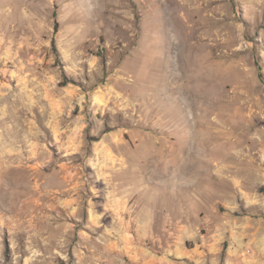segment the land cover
<instances>
[{
  "label": "rangeland",
  "instance_id": "1",
  "mask_svg": "<svg viewBox=\"0 0 264 264\" xmlns=\"http://www.w3.org/2000/svg\"><path fill=\"white\" fill-rule=\"evenodd\" d=\"M0 179V264H264V0H0Z\"/></svg>",
  "mask_w": 264,
  "mask_h": 264
},
{
  "label": "bare ground",
  "instance_id": "2",
  "mask_svg": "<svg viewBox=\"0 0 264 264\" xmlns=\"http://www.w3.org/2000/svg\"><path fill=\"white\" fill-rule=\"evenodd\" d=\"M179 80H171L168 84V88L171 90L173 89V86L176 84V82H178ZM170 90V91H171ZM185 122V126L187 129H189L191 132H193V134H195V130H197V123L196 124H192L191 121L188 119V117L184 120ZM32 153V152H31ZM37 157V156H36ZM5 174V173H4ZM1 180V179H0ZM11 184V183H10ZM12 185V184H11ZM12 200V199H11Z\"/></svg>",
  "mask_w": 264,
  "mask_h": 264
}]
</instances>
